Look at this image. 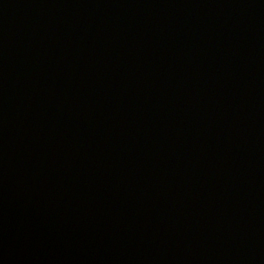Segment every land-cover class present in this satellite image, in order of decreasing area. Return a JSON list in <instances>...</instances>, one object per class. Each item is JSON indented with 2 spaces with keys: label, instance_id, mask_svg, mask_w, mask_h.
Returning a JSON list of instances; mask_svg holds the SVG:
<instances>
[{
  "label": "water",
  "instance_id": "1",
  "mask_svg": "<svg viewBox=\"0 0 264 264\" xmlns=\"http://www.w3.org/2000/svg\"><path fill=\"white\" fill-rule=\"evenodd\" d=\"M0 264H264V0H0Z\"/></svg>",
  "mask_w": 264,
  "mask_h": 264
}]
</instances>
